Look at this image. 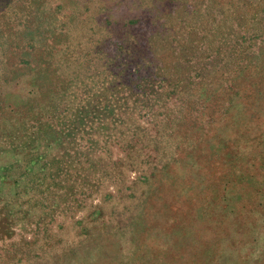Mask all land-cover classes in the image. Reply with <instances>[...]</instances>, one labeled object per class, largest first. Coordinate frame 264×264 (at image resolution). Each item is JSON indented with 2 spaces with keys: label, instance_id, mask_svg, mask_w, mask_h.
<instances>
[{
  "label": "rangeland",
  "instance_id": "1",
  "mask_svg": "<svg viewBox=\"0 0 264 264\" xmlns=\"http://www.w3.org/2000/svg\"><path fill=\"white\" fill-rule=\"evenodd\" d=\"M0 264H264V0H0Z\"/></svg>",
  "mask_w": 264,
  "mask_h": 264
}]
</instances>
